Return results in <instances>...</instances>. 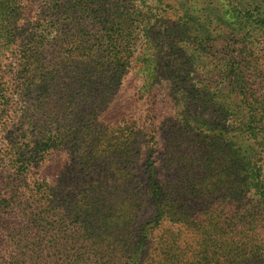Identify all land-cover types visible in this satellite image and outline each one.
Wrapping results in <instances>:
<instances>
[{
	"label": "rangeland",
	"instance_id": "374dc122",
	"mask_svg": "<svg viewBox=\"0 0 264 264\" xmlns=\"http://www.w3.org/2000/svg\"><path fill=\"white\" fill-rule=\"evenodd\" d=\"M20 1L23 4L28 1L30 9L15 23L21 27V23L28 20L48 35V41L38 49L43 58L34 67L38 71L51 69L57 88L52 91L53 83L50 81L52 87L48 93L32 92L23 102L19 100L16 109H20L11 110L2 120L0 200L3 197L10 200V208L0 204L5 207L0 209V264H114L124 255L123 243L132 234L129 231L154 215L145 181L150 170L148 166L155 168L160 181L174 185L179 181L175 167L184 163L198 164L196 151L188 154L181 148L167 149L173 139V127L183 123L179 117L186 114L214 117L219 112L214 96V102H206L209 98L203 97L198 101L193 96L188 101L190 105L183 106L179 91L173 94L170 90V80L184 79V85L190 91H194L200 82L212 85L216 92L221 88L226 93L220 75L225 60L214 51H221L222 45L232 49V43L237 41L230 33L232 26L223 28L219 24H210L209 29L215 38L209 41L211 48L205 46L206 52L189 56L186 51L178 50L176 40H173L171 28L175 24L176 1L194 5L196 17L203 14L213 19L215 14L220 11L224 14L228 10L225 5L240 9L250 0H163L170 2L173 8L157 0H117L129 8L128 12L135 10L136 17L147 16L150 38L139 41L131 68L115 84L110 83L113 80L110 73L105 81H98L101 85L110 86L106 93L109 100L92 116L82 105L83 101L79 99L83 95L82 90L77 88L86 81L88 73L94 75L98 69L92 66L89 72H85L84 63L79 58L67 57L64 60L60 56L62 41L59 35L63 31V23L69 22V19L62 18L61 10L65 6L52 8L53 3L61 0ZM110 1L116 0H107ZM70 5H73L72 0ZM74 17L82 21V16L75 9ZM64 30H69L71 35V44L64 47V52L68 49L91 53L101 46L100 25L82 28V25L69 22ZM219 33L221 35L217 36ZM249 41L240 38L238 49L251 53L250 73L256 81L258 94H263L264 37ZM11 47V50H4L6 55L1 59L4 67L0 72L9 92L13 89L9 79L12 78L14 83L18 71L16 48ZM107 47L103 45L101 49ZM191 48H188V53ZM64 86H68L67 89H63ZM16 98L14 95L13 99ZM37 99L40 100L37 109L26 106V103L37 104ZM77 103L80 105L77 110L83 109L87 113L82 115V120L77 119L74 113ZM27 108L31 110L23 112ZM30 120L31 124L28 123ZM84 124L90 128L79 129ZM38 129H51L57 140L53 147L35 158L30 152L34 145V132ZM16 159L26 161L28 166L17 179L11 167L17 163ZM15 189L23 192L24 195L19 196L24 197L11 198ZM188 227L180 225V244L192 243L197 238ZM171 229L176 228L172 226ZM258 231L264 244V226ZM200 242L194 240L193 244L197 247ZM110 244L115 248H110ZM109 249H112L111 254ZM208 251H212V246H208ZM106 253H109V258ZM222 260V257L218 258V261Z\"/></svg>",
	"mask_w": 264,
	"mask_h": 264
},
{
	"label": "trees",
	"instance_id": "16d2710c",
	"mask_svg": "<svg viewBox=\"0 0 264 264\" xmlns=\"http://www.w3.org/2000/svg\"><path fill=\"white\" fill-rule=\"evenodd\" d=\"M157 1L173 8L170 2ZM176 2L175 24L171 28L173 40H176L178 50L186 51L189 56L206 52L205 46L211 48L209 41L215 38L209 29L210 24H219L223 28L232 26L230 33L237 40L232 43V49L222 45L221 51H214L215 55H220L225 60V66L220 68V75L223 77L226 93L217 87L216 92L212 85L198 81L197 88L190 91L184 85V79L170 80V90L173 94L179 91L178 96L183 106H189L188 101L193 96L198 101L202 97L209 98L206 102H214V96L216 110L219 112L215 118L204 114L179 117L183 123L173 127V139L169 141L167 149L181 148L188 154L192 150L196 151L198 164L184 163L175 167L179 181L174 185L169 181H160L155 168L148 166L150 170L145 181L154 215L129 231L132 234L123 243L124 255L114 264H264V244L258 231L264 226V93L258 94L256 81L250 73L251 53L243 48L238 49L240 38L249 39L251 43L264 37V0H250L240 9L225 5L229 7L228 10L224 14L220 11L213 19L203 14L196 17L194 5ZM72 3L70 5V0H61L53 3L52 8L57 9L63 5V19H69L73 25H82V28L100 25L102 30L101 46L91 53L68 49L64 52V47L71 44L69 30H64L69 22L63 23V31L59 35L62 41L59 52L62 59L79 58L84 63L85 72H89L92 66L98 69L97 75L88 73L81 87H75L82 90L83 95L79 99L92 116L105 107L109 100L106 93L110 86L101 85L98 81H105L110 73L113 79L110 83L115 84L131 68L136 45L142 39L147 41L150 38L147 27L149 19L147 16L136 17L135 10L128 12L129 8L122 1L72 0ZM29 9L28 1L23 4L20 0H0V72L4 67L1 59L6 55L5 49L11 50V46H14L17 56L15 59L18 61L14 83L12 78L9 79L13 84L11 92L7 89L4 76L0 74V128L4 126L2 120L6 114L20 109H16L19 100L23 102L32 92L48 93V89L52 87L50 81L53 83L52 91L57 88L54 83L56 77L51 69L38 71L34 67L43 58L38 49L44 41H48V35L39 31L38 25L34 27L32 22L28 23V20L23 21L21 27H17L15 23ZM74 9L82 16V21L75 19ZM164 12L167 13L166 8ZM219 35L221 33L217 36ZM103 45L108 47L101 49ZM81 54H84L82 58ZM67 87L64 86L63 89ZM14 95L17 96L16 99H13ZM27 105L37 109L40 100L37 99V104L33 102L26 103ZM79 106V103L74 105V113L77 119L82 120V115L87 113L83 109L78 111ZM28 110L31 109L27 108L23 112ZM28 123L31 124V120ZM86 125L79 126V129L90 128ZM56 140L51 129H38L34 132V145L30 155L38 157L53 147ZM16 162L11 165L15 179L28 168L26 161L16 159ZM197 168L200 169L199 172ZM40 189L41 187L38 190ZM19 194L24 195L19 189H15L11 198L24 197ZM9 202L4 197L0 200V204H4L6 208H10ZM5 207L0 205V209ZM180 225H187L188 230L194 231L197 238L193 241H201L197 246L199 249L194 246L193 241L179 243ZM172 226L176 229H171ZM208 246H212L211 252L208 251ZM109 247L115 248V245L110 244ZM109 253H112V249H109ZM109 253L105 255L107 258ZM219 257L223 260L218 261Z\"/></svg>",
	"mask_w": 264,
	"mask_h": 264
}]
</instances>
